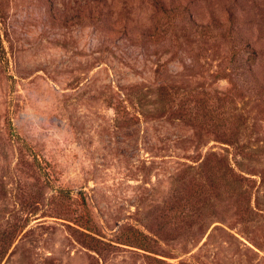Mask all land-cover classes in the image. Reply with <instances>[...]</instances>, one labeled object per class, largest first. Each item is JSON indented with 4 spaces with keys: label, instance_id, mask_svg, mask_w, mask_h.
I'll return each instance as SVG.
<instances>
[{
    "label": "rangeland",
    "instance_id": "374dc122",
    "mask_svg": "<svg viewBox=\"0 0 264 264\" xmlns=\"http://www.w3.org/2000/svg\"><path fill=\"white\" fill-rule=\"evenodd\" d=\"M0 264H264V0H0Z\"/></svg>",
    "mask_w": 264,
    "mask_h": 264
}]
</instances>
